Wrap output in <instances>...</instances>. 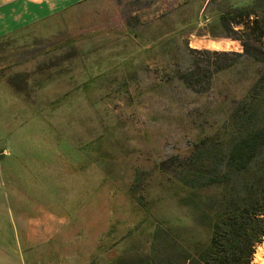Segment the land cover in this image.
<instances>
[{
	"label": "rangeland",
	"instance_id": "obj_1",
	"mask_svg": "<svg viewBox=\"0 0 264 264\" xmlns=\"http://www.w3.org/2000/svg\"><path fill=\"white\" fill-rule=\"evenodd\" d=\"M231 6L252 11L246 21L264 14V0H96L93 10L83 14L85 19L55 38L58 49L63 44L75 49L68 47L62 55L51 56L52 60L33 61L29 70L34 74H27L32 76L28 82L26 73L10 77L18 87H38L33 106L17 99L5 85L7 80L1 81L7 76L0 79V129L8 150L19 156L49 152L47 158L55 165L71 158L77 148L85 153L81 160L86 170L80 177L60 176L62 183H70L68 189H58L57 177H47L37 163L33 166L42 171L37 178L45 176L52 194H59L49 201L57 212L73 215L79 205H85L79 213L84 219L81 233L120 235L108 249L118 253V264L185 262L208 245L212 234L209 209L195 213L191 204L200 198L224 201L226 175H221L222 185L197 188L186 187L181 178L191 176L199 165L191 159L194 152L225 154L226 117L238 106L247 81L257 72L253 62L222 54L242 52L239 40L212 35L223 34L219 18ZM158 10L164 12L158 14ZM158 15L164 27L158 25ZM146 36L148 48L142 44ZM116 42L120 52L126 54L128 45L134 53L128 59H117ZM38 47L42 53V47L52 46L44 40ZM76 48L94 51L75 61ZM19 49V55L27 52L25 46ZM51 52L61 51L52 48ZM63 58L67 59L66 70L78 66L87 70L69 81H86L96 85L97 91L70 92L63 97V88L46 84L47 76L37 77L46 62L59 65ZM1 59L4 62V55ZM222 63L233 65L228 71L216 72ZM193 65H199L202 79L195 90L179 75L180 68ZM117 68L119 76H114ZM101 111L103 120L97 118ZM74 117L82 124L87 121V129ZM79 183H85V188L77 194L73 186ZM167 225L183 246L176 244L164 251L166 247L159 243L156 258L154 236L159 226ZM253 262L264 264V240Z\"/></svg>",
	"mask_w": 264,
	"mask_h": 264
},
{
	"label": "crops",
	"instance_id": "obj_2",
	"mask_svg": "<svg viewBox=\"0 0 264 264\" xmlns=\"http://www.w3.org/2000/svg\"><path fill=\"white\" fill-rule=\"evenodd\" d=\"M94 3L96 0H0V59L4 55V62H0V79L7 76V79L1 81L7 80L5 85L10 86L17 99L24 101L28 106H33L39 96L38 87L30 88L28 84L23 88L18 87L14 82L12 83L10 77L26 73L28 82L32 77L30 75L34 74L29 70L32 68L30 64L33 61L52 60L51 56L62 55L63 51H68L66 49L68 47L75 49V46L64 44L58 49L60 43L56 42L55 38L65 32L64 29L67 28L70 31L75 27L74 24L85 19L83 14L90 12ZM158 12L161 14L164 10H158ZM157 23L165 26L161 15H158ZM57 29L60 30L54 32ZM127 29L131 31L132 27L127 26ZM116 34H119L118 31ZM138 34L144 36L141 33ZM146 38V42L142 44H146L148 48L150 47L149 36ZM44 40H50L52 47L48 50L42 47L41 53L38 44ZM23 46L27 52L19 55V48ZM52 48L61 52H51ZM128 48L127 45L126 54H124L123 51H119L118 42H116L114 52L116 58L128 59L129 53L133 50ZM76 49L77 54L73 59L75 61L81 59L84 53L94 51V48L86 52ZM133 53L131 59H134ZM66 62L67 59L64 58L59 65L46 62V67L41 69L37 77L47 76L49 80L46 84H55L59 90L63 88V97L68 96L70 92L83 93L91 89L97 91L96 85H88L86 81L81 82L76 79L69 81V77H75V75L80 77L85 75L87 70L81 65L73 70H66ZM82 68L83 72L80 70ZM127 72L132 71L127 70ZM29 73L31 74L27 75ZM118 73L119 68L115 70L114 76H119ZM55 104L51 99V105ZM101 114L102 111L98 119H101ZM74 119L77 124L78 122L82 124L77 118L74 117ZM93 123L96 124V120ZM82 125L86 130L87 121H83ZM5 138L4 130L2 132L0 129V264H118V253L114 255L109 253L108 249L115 245L120 235H114L112 232L87 234L83 231L81 233L79 229L84 219L79 213L85 205H79L73 215L71 212L65 215L60 214L57 212L58 208L54 209L49 203L53 198L57 199L59 194H52L48 179L43 180L45 176H41L43 179L40 177L38 179L36 176L44 171L47 177L49 175L52 179L57 177L58 189H68L70 183H62L60 176L64 174L68 178L80 177L86 170V163L81 160L85 153L77 148L71 158L66 161L60 159V164L55 165L47 158L49 152L38 156L32 152L28 155H14V152L5 146ZM35 163L41 167L42 171L33 166ZM81 187L85 188V183L75 184L73 186L75 193L78 194L82 190ZM112 193H114L113 190ZM40 198H42L41 202ZM116 203L118 206L119 201L117 200Z\"/></svg>",
	"mask_w": 264,
	"mask_h": 264
},
{
	"label": "trees",
	"instance_id": "obj_3",
	"mask_svg": "<svg viewBox=\"0 0 264 264\" xmlns=\"http://www.w3.org/2000/svg\"><path fill=\"white\" fill-rule=\"evenodd\" d=\"M251 15L246 7L231 6L219 18L223 34L211 33L214 37L239 40L242 52L222 54L242 57L243 63L251 61L258 68L247 81L238 106L226 117L225 154L210 151L202 156L194 152L191 159H197L199 165L191 176L181 178L186 187L197 188L222 185L221 175H226V199L200 198L192 202L195 213L209 209L212 234L203 250L175 264H254L257 246L264 240V14L246 21ZM232 65L218 64L215 71H228ZM179 75L194 90L202 84L199 65L180 68ZM220 168L224 169L222 173ZM159 243L166 247L164 251L167 247L176 248V244L183 246L168 225L162 229L159 226V233L154 236L152 252L156 258Z\"/></svg>",
	"mask_w": 264,
	"mask_h": 264
},
{
	"label": "bare ground",
	"instance_id": "obj_4",
	"mask_svg": "<svg viewBox=\"0 0 264 264\" xmlns=\"http://www.w3.org/2000/svg\"><path fill=\"white\" fill-rule=\"evenodd\" d=\"M263 247V246H262Z\"/></svg>",
	"mask_w": 264,
	"mask_h": 264
}]
</instances>
